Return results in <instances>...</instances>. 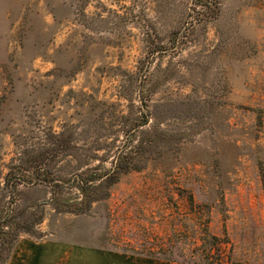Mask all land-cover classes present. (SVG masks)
Masks as SVG:
<instances>
[{
  "label": "rangeland",
  "instance_id": "374dc122",
  "mask_svg": "<svg viewBox=\"0 0 264 264\" xmlns=\"http://www.w3.org/2000/svg\"><path fill=\"white\" fill-rule=\"evenodd\" d=\"M0 221L88 260L264 264V0H0Z\"/></svg>",
  "mask_w": 264,
  "mask_h": 264
},
{
  "label": "trees",
  "instance_id": "16d2710c",
  "mask_svg": "<svg viewBox=\"0 0 264 264\" xmlns=\"http://www.w3.org/2000/svg\"><path fill=\"white\" fill-rule=\"evenodd\" d=\"M125 158L126 156H119V161L114 166V169L108 171L103 175H94L88 178H84L83 180L80 179V181H78L76 187L84 195V198L81 199V201L79 202L81 205L85 203L88 206L91 205L93 201L97 200L96 197H92V192L97 191L99 189H106V190L110 189V187L116 182L118 173H120V171H126L129 168H131L128 163H126V165L123 166V162L124 161L126 162ZM39 173L41 174V176H43L44 174L43 170L39 171ZM46 180L49 183L54 181V179H49L47 177L45 181ZM17 181H22V179H18ZM68 201L61 200L60 198L55 197V203H54L55 208L60 209L62 211H76V208L74 207L76 203H68ZM3 225L8 226V223H5ZM11 229L15 230L12 227ZM19 230L25 232H31V229L24 227L19 228ZM16 239L17 237L14 234H11L8 231H3L0 228V247H2L0 251V255L2 254L0 259L1 260L0 264H4L8 260L11 251L14 247V244L16 242Z\"/></svg>",
  "mask_w": 264,
  "mask_h": 264
},
{
  "label": "crops",
  "instance_id": "0c3cea01",
  "mask_svg": "<svg viewBox=\"0 0 264 264\" xmlns=\"http://www.w3.org/2000/svg\"><path fill=\"white\" fill-rule=\"evenodd\" d=\"M91 249L88 247L85 249ZM93 250V249H92ZM73 256L71 257V255ZM110 258V257H108ZM157 262L134 261H99L88 260L87 253L66 251L58 245H28L15 246L4 264H154ZM168 264V263H161Z\"/></svg>",
  "mask_w": 264,
  "mask_h": 264
}]
</instances>
